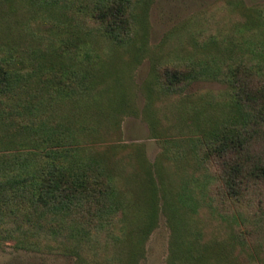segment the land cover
Returning <instances> with one entry per match:
<instances>
[{
    "label": "rangeland",
    "instance_id": "374dc122",
    "mask_svg": "<svg viewBox=\"0 0 264 264\" xmlns=\"http://www.w3.org/2000/svg\"><path fill=\"white\" fill-rule=\"evenodd\" d=\"M136 3V24L125 44L97 39L96 52L105 59L108 76L95 88L107 87L112 97L99 94L101 99L95 101L102 112L108 110L107 101L114 107L106 122L109 128L102 127L98 135L102 142L97 145L103 147L104 141L117 150L108 152L113 157L107 167L126 203L125 215L119 213L114 225L113 217L108 218L107 224L110 230L126 233L123 244L117 247L108 238L109 253L99 261L179 264L181 259L173 253L177 241L179 248L181 242L189 246L199 235L203 246H208V262L214 264L215 252H225L233 241L223 218L232 207L224 201L221 159L207 152L205 138L214 124L221 128L241 116L232 105L238 103L236 88L246 84L251 92L264 84V0ZM79 5H84V0H72L65 10L53 11L34 0H0V56L76 64L75 59L85 52L81 42H70L82 39L86 28L95 27L84 13L72 15L69 11ZM73 17L86 22L79 24ZM99 28L95 27V32ZM165 69L170 74L191 72L193 79L176 84L171 77L170 83L163 77ZM116 103H120L118 111ZM253 137L257 154L260 148L264 150V138ZM108 154L104 158L109 159ZM258 188L255 204L263 207L264 182ZM208 198H212L209 204ZM260 235L253 236L255 244L263 240ZM251 243L250 238L249 247ZM120 247L125 252L122 257L115 255ZM74 262L71 256L27 251L9 242L0 247V264Z\"/></svg>",
    "mask_w": 264,
    "mask_h": 264
},
{
    "label": "trees",
    "instance_id": "16d2710c",
    "mask_svg": "<svg viewBox=\"0 0 264 264\" xmlns=\"http://www.w3.org/2000/svg\"><path fill=\"white\" fill-rule=\"evenodd\" d=\"M34 1L53 11L72 4V0ZM137 1L84 0V5L69 9L72 15L84 13L100 27L97 32L88 27L82 39L70 42H81L85 52L76 64L0 56V145H4L0 147V247L9 242L27 251L71 256L74 264H104L99 259L109 253L105 241L110 238L117 247L123 244L126 233L107 228L108 218L113 217L114 225L119 213L125 215L126 203L107 167L113 157L108 152L117 150L104 141L103 147L97 145L102 142L98 136L102 127L109 128L106 122L114 107L107 101L108 110L102 112L95 101L101 99L99 94L112 97L107 87L95 88L108 76L105 59L96 50L100 39L112 45L126 43L136 24ZM165 70L163 77L170 83L193 79L191 72ZM249 88L244 84L234 92L238 103L232 105L241 116L223 128L214 124L205 138L207 152L221 159L224 201L232 207L223 218L233 241L225 252H215L214 264H264V206L255 204L258 185L264 182V150L256 154L253 149V136L264 138V84L253 94ZM116 105L118 111L120 103ZM106 153L109 159L104 158ZM206 200L209 204L212 198ZM259 233L263 240L255 244L252 238ZM179 243L173 250L182 261L179 264H211L208 246H203L199 235L189 246L181 242L179 248ZM121 253L125 254L122 247L115 255L122 257Z\"/></svg>",
    "mask_w": 264,
    "mask_h": 264
}]
</instances>
